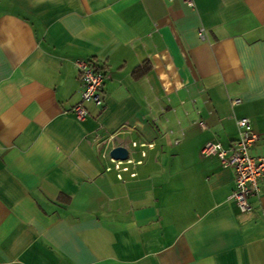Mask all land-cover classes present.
Listing matches in <instances>:
<instances>
[{
  "label": "crops",
  "instance_id": "1",
  "mask_svg": "<svg viewBox=\"0 0 264 264\" xmlns=\"http://www.w3.org/2000/svg\"><path fill=\"white\" fill-rule=\"evenodd\" d=\"M191 1L0 0V264H264V175L240 211L201 152L247 118L264 157V0Z\"/></svg>",
  "mask_w": 264,
  "mask_h": 264
},
{
  "label": "built area",
  "instance_id": "2",
  "mask_svg": "<svg viewBox=\"0 0 264 264\" xmlns=\"http://www.w3.org/2000/svg\"><path fill=\"white\" fill-rule=\"evenodd\" d=\"M187 7H192L191 0H183ZM200 36V33H199ZM80 81L79 101L70 108L71 114L75 120L82 121L86 116L85 104H91L94 107L102 106L101 88L105 80V74L97 69L88 61H75L73 64ZM238 99L230 101L231 105L238 104ZM237 137L231 141L228 148H223L218 142L206 141L201 152L204 155H211L218 158L223 167H229L233 172V189L229 195L236 207L243 212L249 211L250 206L247 202L249 195L258 192V183L264 175V157L255 156L251 153L257 134L251 129L247 118L236 120ZM134 147L135 143L131 142ZM142 145V144H140ZM109 166L105 169H113L117 179L122 180L121 171H128V164L135 165L139 161L133 162L128 152L124 160H116L108 154ZM134 171H129L130 177L134 176Z\"/></svg>",
  "mask_w": 264,
  "mask_h": 264
},
{
  "label": "water",
  "instance_id": "3",
  "mask_svg": "<svg viewBox=\"0 0 264 264\" xmlns=\"http://www.w3.org/2000/svg\"><path fill=\"white\" fill-rule=\"evenodd\" d=\"M108 155L116 160H124L127 155V150L124 146L116 145L109 149Z\"/></svg>",
  "mask_w": 264,
  "mask_h": 264
},
{
  "label": "trees",
  "instance_id": "4",
  "mask_svg": "<svg viewBox=\"0 0 264 264\" xmlns=\"http://www.w3.org/2000/svg\"><path fill=\"white\" fill-rule=\"evenodd\" d=\"M148 66H145L143 69L140 70H136L132 73V78L133 79H137L138 77H140L145 71H147Z\"/></svg>",
  "mask_w": 264,
  "mask_h": 264
}]
</instances>
